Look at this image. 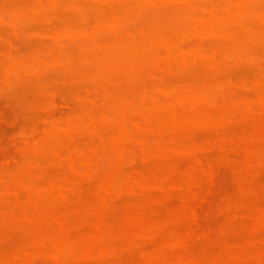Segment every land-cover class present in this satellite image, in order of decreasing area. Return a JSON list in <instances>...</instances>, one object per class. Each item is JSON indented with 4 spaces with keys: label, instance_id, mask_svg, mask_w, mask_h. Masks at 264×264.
Wrapping results in <instances>:
<instances>
[{
    "label": "rangeland",
    "instance_id": "1",
    "mask_svg": "<svg viewBox=\"0 0 264 264\" xmlns=\"http://www.w3.org/2000/svg\"><path fill=\"white\" fill-rule=\"evenodd\" d=\"M39 1L40 4L42 3L41 5ZM106 1L113 4L112 8L115 9L113 11L116 14L127 15L124 26L118 35H125V42L133 40L131 43H134L135 37L126 35V29L129 30L130 26H134V29L137 30L149 27L148 25L159 18L161 12L165 11L168 14L172 9L171 4L168 3L160 4L153 10L148 7L137 8L138 0ZM106 1H102V5ZM126 1L129 2L127 7L125 6ZM214 1L218 2L219 0ZM124 2H126L125 5ZM35 3H38V6H35ZM100 6L99 0H0V155L1 151L9 153V155L7 152L2 153L7 155L4 154L6 156L4 158L9 156L7 160L1 158L2 161H8L7 163L11 167L7 172L5 171V179L10 175H15L18 179L26 182V184L21 182L23 187L25 185L23 189L19 186L18 189L13 187L14 190L16 189L15 192L19 188L22 191L20 197L17 195L19 199L17 202L9 201V195H6L7 198H2V201L0 200V264H23L20 263L21 260H17L18 262L15 260L18 255H14L15 259L12 256V252L17 248H25V250L19 251L21 255L28 250H34L32 253L40 252V256L30 264H58L60 260H62V264H84L83 260L86 261L83 259L84 255L87 258L88 253H91L88 249L93 242L94 232L97 231H95V224L98 222L96 216L98 196L100 193L101 196H104L105 192H108L105 191L102 194L101 190L103 191L104 188L101 189V185L107 181H104L106 170L111 171L109 168L118 160L121 153L124 154L121 156L127 157V162L125 161L126 164L124 163L121 172L115 163L114 169L118 170L119 176L112 186L115 189L114 192L121 193V197L117 198L119 196L117 194L112 203H109V208H105L107 211L103 210L105 213L102 216V222L104 221L105 227L103 232H100L102 234L99 238L94 241L99 254L97 256V253L93 251L92 257L96 256L95 260L91 258L93 261L89 262L90 264H145L146 261L148 264H212L211 259L215 250L212 252L211 249L215 247L219 249L221 245L222 250L224 243H228V247L224 251L222 250L224 252L223 259L221 258L222 261H218L219 263L216 264H264V110L259 111L257 108L258 111L253 110L252 114L248 113L246 116L244 103L249 97L254 102V106H250L255 107L258 96L262 95L264 98V20L263 18L262 20L258 19L259 17L255 15V18H258H250L251 21L248 17L246 19L244 13L248 7L255 11H264V0H234V24L228 21L226 10H220L215 20L217 30L222 35L221 37L224 36L222 33H228V36L231 34V39L224 41L217 36L210 37L208 39L211 42L210 45H203L202 50L207 55L202 53L204 57L201 56L203 60L214 58L216 62H221L218 63L217 68L214 66L215 69L211 67L212 64L206 61L203 63L202 58H196L197 61L191 60L187 63L178 62L179 56L176 57L178 61H172L171 67H167L165 66L166 60L164 61V51L159 46L149 51V62L146 63L144 69L147 71H143L146 74L141 77L133 76L132 64L121 59L118 60L115 52L111 57L113 59H110L109 62L97 63L95 61L96 63L89 64L87 69L90 71V75L85 77L83 70L86 69H83L85 65H83L84 61L82 62L83 52L80 48V44L85 38L78 32L85 29V26H90L89 23L92 20L94 22L95 17L99 15L97 12H100ZM171 11L173 12V10ZM44 16L47 19L50 18V22ZM168 16L170 15L168 14ZM171 17L173 16L171 15ZM171 17L168 18L171 19ZM186 18H181L183 20V22L180 21L181 23L176 18L175 24L178 27L175 24L174 27L179 29L178 33L183 32L187 28L186 26L191 25L192 20L188 18L189 21ZM169 19L165 18V20ZM245 19L247 22L250 21L248 22L251 24V27L248 24L250 30L247 29L248 27L246 28L248 25H245L247 24ZM170 22L173 24L172 21ZM87 23L88 25H86ZM167 23L169 21L165 23V29H168ZM65 28L72 29L74 32L72 40L63 34ZM169 28L171 29V27ZM173 28L171 30H174ZM171 30L165 31L172 32ZM53 31L61 35H59V40H61L59 42L64 41L61 45H56L55 50H53L55 44H52L54 46L52 47L50 43H53L52 39L47 37ZM112 38L113 35L105 30L90 39L91 42L101 40V44H103L104 39V41H109ZM10 40H15V42ZM18 41L20 45H17L12 51H16L18 48L17 56L22 58L23 63L18 66V75L14 79L12 78V82L4 84V78H8L4 75L5 65L9 66L8 56L13 49L9 43L12 42L10 45L13 46ZM55 41L58 40L55 39L54 43ZM213 41H218V43L215 42L216 45H211ZM111 46L112 44L109 47ZM105 50H108L107 46ZM93 51L96 50L93 48L87 56H93ZM54 52L56 55V52H60L61 57L64 55L62 58L60 57L63 59V63L52 64L56 56ZM41 63L47 65L41 68L39 73L26 67ZM65 64L72 65L68 68L64 67ZM150 70L153 72L147 73ZM207 77H210L207 81L216 80L217 87H212L208 91L203 89L200 84H203L202 79L206 81ZM108 79L111 80V82L109 81L111 85L105 84ZM257 82L259 83L256 87ZM165 83L169 84L168 98L175 97L185 89L195 92L192 94L188 92L191 96L187 94V103L185 100L184 107L176 106L183 98L179 99L180 102L179 100L175 101L178 98L176 96L171 101L157 93L160 97L158 100V95L154 94L158 101V104L155 103L154 109H150L149 112L146 110V113L137 115L138 117L135 118L131 116L133 120L139 119L140 129L131 139L125 140L121 145L107 144L108 146L103 150L99 148L97 153L103 151L102 157L104 154L105 158L103 157L104 159L97 163L98 158L96 157L95 162L99 164L98 168L96 170L94 168L95 171H92L91 176H85L88 179L85 178L84 172L82 173V157L87 152L88 145L90 147V145H97L100 142L101 131L103 132L101 135H104L102 138L106 142L114 141L111 139L117 134L116 118L119 113L118 100L120 96L125 92L131 94L135 100L132 98L134 103L133 101L131 103L137 107L139 101L136 97L140 90L143 92V89H146L152 92L157 85ZM199 87L205 90L204 94L201 92L202 96L197 95L200 92L197 90L201 89ZM103 93H106L105 97ZM124 95L121 99L124 98ZM86 97L92 99V101L89 100L92 103H88L89 113L95 116L103 114L109 119L112 118L111 121L106 123L107 118L106 124H102L100 121L91 123L88 125V132L85 131L84 124L76 125L72 128L71 139H68V136L65 138L64 134L59 131L53 137L50 136V140L47 143L44 142L45 144H39L38 141V145H36L38 148L32 145L30 148L24 147L17 143L26 134H40L46 130L45 127H48L51 120L49 112H47L48 109L47 111L45 109L47 102L54 100L58 103L57 118L61 119L62 123L66 121V118H60L59 115L66 116L69 113H72V118L77 122L80 117L84 116L82 107L87 101H85ZM191 97H193L192 101ZM104 100L110 103L105 105L106 101L104 102ZM177 102L179 103L177 104ZM225 106L231 108L229 115L228 112L227 115H224L225 111L222 107ZM174 109L177 110V113H174ZM174 114L178 115V123L172 119ZM205 117L208 120L209 117L214 120H225V125L223 124V128H225L215 130V125H212L214 129L209 127L204 121ZM130 120L129 118L128 123H132ZM184 128L190 129L185 131ZM40 135L38 136L40 137ZM231 137L234 138V145L228 147L229 149L234 147V150L231 149L234 154H230L234 158L229 157L230 159L228 158L226 161L224 157L225 162L222 160L224 163L219 166V160H221L219 143L222 138L225 140ZM105 144L103 146H106ZM209 146H211L210 150L208 153L206 151V155L204 154L205 166L194 165L193 162L196 158L194 156L199 153L201 148ZM225 147L228 149L227 146ZM248 147L254 149L257 154L256 159L252 156L255 161H252L254 172L252 171L251 174H248L247 171L253 170H250L252 167H249L252 163L249 162L251 164L248 165L245 160L248 159L245 158ZM68 150L72 151L69 154L72 156L66 155L72 158L75 166L71 168V172L68 169L70 165L65 166V163L71 159L68 161L64 158L65 156L59 157L60 153H68ZM143 153L149 155L150 158L146 156L150 160L143 161ZM229 153L231 152L229 151ZM223 154L226 155V153ZM97 156L101 157V154L99 153ZM31 159L35 164L31 162L33 168H28V170H33L32 172L29 170L30 175L27 173V169L26 177H22L19 171L13 174L18 166L21 169L26 167H23L24 165L20 167V163H27ZM5 161L2 165H5ZM95 162H93L94 165ZM7 163L6 165H8ZM93 164L92 166H94ZM24 171L25 169L22 174H25ZM39 172L41 173L39 174ZM212 173L218 175L212 203L210 202L211 206H206L205 211H202V221L196 228L197 224H195L194 218H191L193 216L192 209L197 208L202 198L210 192ZM134 178L141 183H139L142 185L140 189ZM18 179L14 180L19 181ZM51 179L58 181L54 190L48 186ZM170 181L175 182L173 187L171 183L169 184ZM5 182L7 180L0 181V184ZM156 182L160 183L162 188L157 187ZM9 183H12L11 180ZM190 184L191 186L195 184L193 191L196 193L191 190L192 187L188 188ZM132 185L139 186L138 192L135 193L136 189L134 190L135 194L129 190ZM4 188L1 189L4 190ZM30 190H32L31 194ZM63 190L70 193V198L67 197L65 200L66 205L60 195ZM7 192L4 193L8 194ZM11 192L13 193V191ZM188 192L192 195L189 198L187 197ZM101 196L100 199H102ZM12 198H15L14 195L10 197V200ZM184 201H188V205L185 202L186 207H183ZM84 204L87 207H83ZM191 206L194 207L191 209ZM190 209L191 211H189ZM67 210H71L72 218L68 222V217L64 223L63 218L66 217ZM103 212L101 211L102 214ZM255 225L256 229L252 230ZM195 228L208 235L198 237L194 247L192 246L193 241L189 242V245L192 243L191 247H188L187 243H185L187 247H184V237L190 236L192 233L190 230ZM250 228L256 235L252 245H250L251 242L246 244V238L248 237L250 240L248 236ZM188 232H191L190 235ZM193 232L195 233V231ZM200 234L202 233H199L198 236ZM165 239L171 240V242L169 241L170 245L166 244L169 245L166 247L164 244L165 248L162 249V253L159 252L160 255H153V258L150 256L151 260L144 261L146 255L157 252ZM182 240L183 244L181 245ZM209 249L211 252H207ZM219 252L218 254H220ZM17 253L15 251L14 254ZM28 253L31 252L26 254L28 255ZM32 253L31 255H33ZM107 254H109L108 260L103 261ZM20 256L19 258H21ZM221 256L218 255L219 260Z\"/></svg>",
    "mask_w": 264,
    "mask_h": 264
},
{
    "label": "bare ground",
    "instance_id": "2",
    "mask_svg": "<svg viewBox=\"0 0 264 264\" xmlns=\"http://www.w3.org/2000/svg\"><path fill=\"white\" fill-rule=\"evenodd\" d=\"M102 1H106V0H102ZM102 1L101 0H99V2H100V4H101V6L99 7V9H100V12H97V13H99V15L98 16H96L95 17V19H94V22H93V20H92V22L91 23H89V24H91L90 26H85L86 28L85 29H82L80 32H78L79 34H81L82 36H83V38H85L81 43L82 44H80V48H81V51L84 53V52H86V53H82V55H81V58H82V62H83V65H85V67L83 68V69H86V70H83V72H84V76L85 77H88L89 75H90V71L87 69V67H88V65L89 64H91V63H104V61L105 62H109V60L111 59H113V58H111V57H113V55H114V52H115V55H117L118 56V58L117 57H114V58H117L118 60L119 59H121L122 61H125V62H129V63H131L132 64V68H133V76H136V77H141V76H143L144 74H146V73H144L145 71H147V70H144L145 69V65H147L148 64V62H149V56H148V53H149V51L150 50H152V49H155V48H157V47H159V46H161V48L163 49V51H164V53L163 54H165L164 55V61L166 60V62H165V66H167V67H171V64L174 62V61H178V60H176V59H178V58H176L177 56H179L180 57V59H179V61L178 62H181V63H187V62H189V61H191V60H194V61H197L196 60V58H199V59H201L202 57H204V55L202 54V53H204V54H206L205 52H203L202 50H203V48H204V46L203 45H210V43L211 42H209L208 41V39L210 38V37H212V36H217L219 39H223L224 41H229L230 39H231V34H230V36H228L229 34L228 33H222V34H224V36L223 37H221L222 35H220V33H219V31L217 30V27H216V18H217V16L219 15V12H220V10H226V12L228 13V21L229 22H232L233 24H234V0H219L218 2H216V1H214V0H138L137 1V3H136V6H137V8H141V7H148L149 9H153V10H155V8H157L160 4H163V3H168V4H171V10H173V12L170 10V12L171 13H169L168 11V14L170 15V16H168V14L165 12V11H163V12H161L160 14H159V18L158 19H156V20H154V22H152V24L151 25H148L149 27H142L141 29H134V26H130V28H129V30H127L126 29V32L127 33H125L126 35H128V36H133V37H135V39H134V43H131V42H133V40L132 41H126L125 42V38H126V36L124 35V36H119L118 34H119V32H120V30L122 29V26H124V23H125V21H126V17H127V15L126 14H116L114 11H115V9L114 8H112V5L113 4H111L109 1H106V2H103V5H102ZM111 1V0H110ZM127 2V4L125 5V3ZM126 2H124V5L127 7V5H128V1H126ZM106 3V4H105ZM114 3V2H113ZM36 5L35 6H38V3H35ZM39 4H40V1H39ZM42 4V3H41ZM40 4V5H41ZM105 4V5H104ZM40 5H39V7H40ZM115 7V6H114ZM129 7V6H128ZM38 8V7H37ZM113 9H114V11H113ZM178 11H179V13H180V15H178L179 13H178ZM257 11V12H256ZM252 10L250 7H248V9L246 10V12H244L245 13V17H246V19H247V17L250 19V18H255V15L256 16H258V17H256V18H258V19H261L262 20V18H263V20H264V11L263 10ZM152 12H154V11H152ZM164 13V14H163ZM176 13H177V16L175 17V15H176ZM161 15H163V16H161ZM165 15H167V16H165ZM171 15L173 16V17H171ZM184 16V17H181V18H186V17H188L190 20H192V23H191V25H189V26H186L187 28H185V30L183 31V32H180V33H178L179 32V29L177 28L178 26H177V24H175L176 22L175 21H181L182 19L180 18V16ZM252 16V17H249V16ZM178 16H179V18H178ZM47 17V16H46ZM49 17V16H48ZM167 18V19H169L168 17H171V19H169V20H165V18ZM44 18H45V16H44ZM43 18V19H44ZM172 18H174V20H172ZM176 18H177V20H176ZM188 18H186V20L188 19ZM253 18V19H254ZM255 18V19H256ZM45 19H47V18H45ZM44 19V21H46L47 22V20H49L50 18H48L47 20H45ZM160 19H163V20H165L164 22L166 23V22H168L169 21V23H171L170 21H172L173 22V24L171 23V24H169V23H167L166 25L168 26V29H169V31L174 27V24L177 26H175L176 28H177V32H176V30H175V27L173 28L174 30H171L172 32H166L165 30H168V29H165L164 28V26H165V23L163 22L162 23V21L163 20H160ZM188 19V20H189ZM245 19V21L247 22V20ZM257 19V20H258ZM158 20V21H157ZM189 20V21H190ZM251 20V19H250ZM188 21V22H189ZM245 21H244V23H245ZM252 21V20H251ZM49 22H50V20H49ZM178 22V23H179ZM182 22H183V20H182ZM248 22H250V21H248ZM247 22V24H245V25H248V24H250V23H248ZM151 23V22H150ZM158 23V24H157ZM161 23V24H160ZM181 23V22H180ZM86 25H88V23L86 24ZM162 28H161V27ZM173 26V27H172ZM133 27V28H132ZM159 27V28H158ZM169 27H171V29L169 28ZM248 27V28H247ZM250 27H251V24H250ZM132 28V29H131ZM246 28L248 29V30H250V28H249V25L248 26H246ZM147 29V30H146ZM162 29V30H161ZM164 29V30H163ZM107 31L108 30V33H110L111 35H113V40L112 39H110L109 41L110 42H112V43H110L108 40H106V41H104L103 40V44H101L102 42H101V40H98L99 42H95L94 40V42L92 41L91 42V39H92V37L95 35V34H97V33H100V32H102V31ZM146 30V31H145ZM16 32H17V30H15ZM15 31H14V33H15ZM147 31H149V32H147ZM160 31H162V32H160ZM175 31V32H174ZM66 32V33H65ZM73 31H72V29H67V28H65L64 29V32H63V34L65 35V36H67L70 40H72V35H73ZM148 33V34H147ZM152 35H151V34ZM177 33V34H176ZM219 33V34H218ZM248 33H250V32H248ZM145 34H146V36H145ZM149 34H150V36H149ZM228 34V35H227ZM60 34H58L57 32H55V31H53V32H51V33H49V36H47L48 38H51L52 39V41H53V43L52 42H50L51 43V45L53 44H55V47L52 45V47H54V49L53 50H55L56 49V47L57 46H59V45H61L62 44V42H64L63 40H62V42H59V41H61V40H59V38H60V36H59ZM119 36V37H118ZM220 36V37H219ZM252 36V35H251ZM250 36V37H251ZM124 37V38H123ZM227 37V38H226ZM67 38V39H68ZM91 38V39H90ZM115 38V39H114ZM121 38V40L120 41H122V42H120L119 41V39ZM123 38V39H122ZM58 40V41H55V43H54V40ZM68 39V40H69ZM141 40V41H140ZM10 41H14L15 42V40H10ZM51 41V40H50ZM90 41V42H89ZM113 41H115V42H113ZM209 42V44H206V43H208ZM117 42H120L119 44L117 43ZM216 41H213L212 42V44L211 45H216V43H218V41L215 43ZM12 43V42H11ZM11 43H9V46L10 47H12L13 49H11V51L12 50H14V48H16L17 47V45L19 46L20 44H18L19 43V41L18 42H16V44H14L13 46H11L10 44ZM93 43H94V46H96V47H94L93 46ZM96 43V44H95ZM98 43V44H97ZM109 43V44H108ZM114 43H115V45H114ZM117 43V44H116ZM122 43V44H121ZM124 43V44H123ZM205 43V44H204ZM104 44H107V45H104ZM112 44V46L111 47H109L110 45ZM16 45V46H15ZM57 45V46H56ZM93 47H92V46ZM104 45V46H103ZM82 46V47H81ZM91 46V47H90ZM106 46H107V51L105 50V48H106ZM121 46V47H120ZM90 47V48H89ZM94 48V50H96L95 52H94V54H93V56H87V55H89V53L92 51V49ZM96 48V49H95ZM99 48H101V49H99ZM112 48V49H111ZM18 49V48H17ZM17 49H16V51H12L11 53H10V55L8 56V64H9V66H7V65H5V69L7 70V73H6V70H5V72H4V75H5V77L7 78V79H5L4 78V84H10L11 82H12V80L14 79V77L15 76H17L18 75V72H17V70H18V66L19 65H21L22 63H23V60H22V58H20L19 56H17L18 55V52H17ZM89 49H91V50H89ZM116 49V50H115ZM134 49V50H133ZM103 50V51H102ZM89 51V52H88ZM99 51H101L100 53H98ZM105 51V52H104ZM135 51V52H134ZM9 52V51H8ZM57 53V55L59 56H57L56 54H55V52H54V54L56 55L55 56V59L52 61V64H58V63H63V59H61L64 55H62V57H61V55H60V52L58 53V52H56ZM103 53V54H102ZM61 54H63V53H61ZM101 54V55H100ZM113 54V55H112ZM207 55V54H206ZM205 55V56H206ZM96 56V57H95ZM99 56V57H98ZM137 56V57H136ZM202 56V57H201ZM57 57V58H56ZM61 57V58H60ZM93 57H95V58H93ZM93 58V59H92ZM59 59H61V60H59ZM175 59V60H174ZM212 60V61H210V60ZM209 59H204L203 60V58H202V60L204 61L203 63H206V62H208V63H210V64H212L211 65V67L213 68L214 66L217 68L218 66H219V64L218 63H221V62H219V61H217L216 62V60L214 59V58H209ZM60 61V62H59ZM96 61V62H95ZM168 61V62H167ZM171 61V62H170ZM173 61V62H172ZM206 61V62H205ZM170 62V63H169ZM147 63V64H146ZM30 64V63H29ZM135 64H136V66H135ZM166 64H168V65H166ZM215 64V65H214ZM45 65H47V64H44V63H41V64H37V65H27L26 67H28V69L29 70H32V71H34V72H36V73H39V72H41V68H43ZM72 65V64H71ZM70 64L68 65V64H65L64 65V67H70L71 66ZM142 65V66H141ZM144 65V66H143ZM170 65V66H169ZM217 65V66H216ZM6 67H8V68H6ZM215 67H214V69H215ZM143 68V69H142ZM140 69V70H139ZM144 71V72H143ZM153 72V70H150L149 72H147V73H152ZM6 73V74H5ZM135 74V75H134ZM13 78V79H12ZM210 78V77H209ZM208 77L206 78V81H205V79H202L201 81L203 82V84H200V85H202L201 87L203 88V89H205L206 91H208V90H210V89H212V87L214 88V87H217V83H215V81L213 80V81H207V79H209ZM8 82H7V81ZM111 80H107L106 82H105V84L107 85H111ZM205 81V82H204ZM6 82V83H5ZM199 83V82H198ZM201 83V82H200ZM258 83L259 82H257L256 83V87H257V85H258ZM199 85V84H198ZM216 85V86H215ZM201 87H199V88H201ZM198 89L197 91H200L199 93H197V95H199V96H202L203 94H204V91L205 90H203V89ZM141 91V92H140ZM139 91V93L137 94V97H136V99H137V101H139V106H137V107H135V106H133V103H134V97L131 95V94H129V93H126V95H128V96H126V95H124V98L123 99H121L122 97H123V95H121L120 96V99L118 100V104L120 105L119 106V110H118V112L119 113H117V124H118V129L116 130V132H117V134H115V137L114 138H112L111 140H113L114 139V141H110V140H108L107 142L105 141V139H103L102 138V136H104V135H101V134H103V132L101 131L100 132V134H99V138H100V142L97 144L98 145V147H97V145L95 144V145H90V147H89V145H88V147H87V152L86 153H84L85 155H83V157H82V166H83V168H82V173H83V176L85 177L86 175H87V177H89V176H91L93 173H92V171H95L97 168H98V166H99V164H97V163H99L100 161H101V159H104L105 157V155L103 154V157H102V152L103 151H101V150H103L104 148H106L109 144H112V145H121L125 140H129V139H131L132 137H133V135L140 129V124H139V119L138 118H136V119H132L133 117L135 118V117H138L139 115H141V114H144V112L146 113V110H147V112H149L150 111V109H154L155 108V105L156 104H158V101H156V99H157V97H158V100H160V97H159V94L160 95H162V96H164V97H166V98H168V93H169V84L167 85V83H165V84H160V85H157V87H155L154 88V90L152 91V92H150L151 90H144L143 89V92H142V90H140ZM155 91V92H154ZM157 91V92H156ZM154 92V93H153ZM192 94V93H194V92H192V91H187L186 89L184 90V91H180L179 93H178V95H175V97L174 96H172V97H169L168 98V100H171V101H173L172 99H174V98H176V96L178 97V98H176L175 99V101H178L179 99H182V101L181 100H179V102L181 101L182 102V106H181V102L179 103V102H177V104L179 105H176L177 107H184V105H185V103H187V99H186V96H187V94L189 95V96H191L190 94ZM203 94H202V93ZM154 95H156L157 93H159V94H157L158 96L156 97L155 95L153 96L152 94ZM105 94L106 93H103V96L105 97ZM183 94V95H182ZM185 94V95H184ZM140 95H141V97H140ZM182 97H181V96ZM130 96V97H129ZM132 96V97H131ZM139 96V97H138ZM195 96H196V94H195ZM174 97V98H173ZM180 97V98H179ZM259 98H258V101L257 102H255V104H256V106L255 107H251L250 105H253L254 104V102L252 101V100H250V98L248 97L246 100H245V110H246V116H248L247 114L249 113H253V110H257V108H258V110L259 111H263L264 109H262L263 107H264V98L262 97V95H260V96H258ZM132 98H133V100H132ZM193 97H191V101L193 100L192 99ZM152 99V100H151ZM88 102H87V101ZM89 100L90 101H92V99L90 98V97H86V99H85V101H86V103H84L83 104V107H82V109H83V111H84V116L83 117H80V119L77 121V122H75V120L72 118V113H69V114H67L66 116H62V115H59L60 116V118H66L65 120V122L64 123H62L60 120L61 119H58L57 118V114H58V112H57V108H58V103L56 102V101H54V100H51L49 103L47 102L46 103V105H45V109H46V111H47V109H48V111L47 112H49L48 114L50 115V117H51V120L49 121V123H48V127H45L46 128V130L45 131H43V133H40V134H38V133H36V134H26L25 136H24V138H22L21 140H18V144H20V146L22 145V146H24V147H29L30 148V146L32 145V146H34V147H36V148H38L36 145H38V141H39V144H43L44 142L45 143H47L49 140H50V138L51 137H53L54 136V134L55 133H58L59 131H60V133L61 134H64L63 136H65V138L68 136V139H71L72 137H70L72 134H71V132H72V128L74 127V126H76V125H79V124H84L85 125V131H87L88 132V130H89V126L88 125H90L91 123H96V122H99L100 121V123H102V124H106V123H108V121H111L110 119H112V118H110L109 119V117H107V116H105V115H92L91 113H89V109H87L88 108V103H92V102H89ZM107 100H108V98H107ZM107 100H104V102H105V105H107V104H109L110 102L108 101V103H107ZM184 100V101H183ZM185 100H186V102H185ZM189 100V99H188ZM250 100V102H249V105H248V101ZM260 100V101H259ZM133 101V103H131ZM144 101V102H143ZM147 101V102H146ZM149 101V102H148ZM121 104H120V103ZM123 102V103H122ZM144 104H143V103ZM185 102V103H184ZM259 102V103H258ZM107 103V104H106ZM142 103V104H141ZM146 103H148V104H146ZM151 103V104H150ZM156 103V104H155ZM260 104L259 105V107H257L258 106V104ZM154 104V105H153ZM247 104V105H246ZM122 105V106H121ZM146 107H145V106ZM254 106V105H253ZM148 107V108H147ZM262 107V108H261ZM139 108V109H138ZM143 108H145V109H143ZM147 108V109H146ZM222 108H224V111L226 112H224V115H227V112H228V115H229V113H230V111H231V108L230 107H227L226 108V106L225 107H222ZM248 108V109H247ZM85 109V110H84ZM132 109V110H131ZM134 109V110H133ZM135 109H138V110H135ZM226 109H227V111H226ZM88 112H87V111ZM139 110H142V111H139ZM176 109H174V113H177V110L175 111ZM247 110H249V111H247ZM251 110V111H250ZM257 110V111H258ZM135 111H136V113H135ZM139 112V113H138ZM133 113H134V115H133ZM136 114V115H135ZM138 115V116H137ZM131 116H132V118H131ZM174 117L172 118V119H174V122L175 123H178V121H179V119H178V115L177 114H174L173 115ZM252 116V115H251ZM50 117H49V119H50ZM108 118V120H106ZM129 118L131 119L130 121L132 122V123H128V121H129ZM249 118H251V117H249ZM248 118V119H249ZM53 119V120H52ZM175 119H176V121H175ZM107 122H106V121ZM210 120H211V122H210ZM102 121V122H101ZM204 121L206 122V124H208V126L209 127H211V128H213V126H214V128H215V130H217L218 128V130H222V128H223V126L225 125V120H223V119H219V120H214V119H212V118H210L209 117V120H208V118L207 117H205V119H204ZM221 121V122H220ZM106 122V123H105ZM218 122V123H217ZM224 122V123H223ZM110 123V122H109ZM211 123V124H210ZM132 124V125H131ZM221 124V125H220ZM224 124V125H223ZM213 125V126H212ZM221 127V128H220ZM213 128V129H214ZM225 128V127H224ZM223 128V129H224ZM189 129L190 128H184V130L185 131H189ZM40 135V137L38 136V135ZM44 134V135H43ZM88 134V133H87ZM43 135V136H42ZM51 136V137H50ZM87 136H89V135H87ZM39 137V138H38ZM42 140H41V139ZM49 138V139H48ZM230 139H232V137L231 138H229V139H225V140H223V138H222V140L220 141V143H219V147H220V151H221V156H220V159L221 160H219V166H221V165H223V163L225 162V160L227 161V159L230 157V158H234L233 156H231L230 154H234V151L232 152V150H234V147H232V148H230L229 149V147L228 146H232V144L234 145V138L232 139V140H230ZM110 141V142H109ZM102 142H103V144H102ZM112 142V143H111ZM229 142V143H228ZM232 142V143H231ZM44 143V144H45ZM106 143V144H105ZM228 143V144H227ZM106 145V146H103V145ZM108 144V145H107ZM94 146H96V148H93ZM225 146H227L228 147V149L225 147ZM211 146H209V147H207V148H201L200 150H199V153L197 154V155H195L194 156V158L196 159H194V162H193V164L195 165H197V164H200V166L199 167H201V166H205V164H206V162L204 161V159H205V155H206V151H207V153H208V150H210L209 148H210ZM223 147H225L226 149H227V151L225 150V148H223ZM101 149V150H99V151H101V152H98L97 153V151H98V149ZM221 148H222V150H221ZM232 149V150H231ZM248 150V151H247ZM247 153L245 152V158H248V159H245L247 162V164L248 165H250L251 163H252V161L254 160L255 161V159H256V155L257 154H255L256 153V151L254 150V149H252V148H250V147H248L247 148ZM250 150V151H249ZM91 151V152H90ZM229 151L231 152V153H229ZM3 152H7V151H3ZM2 151H1V155H0V178L2 177V175H3V177H2V179H0V181H2V182H4V181H6L7 180V182H5V183H2V184H0V186H2L1 188H4L5 186L7 187V183H8V189L7 188H4V190L3 189H1L0 188V196H1V198H0V200L2 201V198L4 199V198H7L6 197V195H9V197H8V200L9 201H12V202H17L19 199H18V197H17V195H19V197H20V194H21V188L23 189L24 187H25V185H24V187H23V184L22 183H24L25 181L24 180H20V179H18L17 177H15V175L13 176V175H10L8 178H6L5 179V177H6V172L8 171V169H10L11 167H10V165L5 161V160H7V158L9 157H7V158H4V156L6 155L5 153V155L4 154H2L3 153ZM68 153H60L59 154V157L61 156H65L64 158L66 159V160H70L69 162H66L65 163V166L67 165V167H68V169H69V172H71L72 171V169L71 168H74L75 166L73 165V161H72V158H70L69 156H72V154L71 155H69L70 153H72V151L71 150H68L67 151ZM251 152H253V153H251ZM88 153V154H87ZM91 153V154H90ZM99 153L101 154V157L100 156H97V155H99ZM223 153H226V155L225 154H223ZM227 153H229V154H227ZM7 154L9 155V153L7 152ZM65 154V155H64ZM66 154H68L69 156L67 157V155ZM205 154V155H204ZM254 154V155H253ZM2 155H3V157H2ZM96 155V156H95ZM121 155H124V154H120L119 155V158H118V160L115 162L116 163V165L119 167L118 169H120L119 170V172H121V170H122V168L124 167V163H125V161H126V159H127V157H125V156H121ZM147 154H145V153H143L142 154V160L143 161H148V160H150L149 158V155H147ZM225 155V156H224ZM227 155H228V157H227ZM230 155V156H229ZM7 156V155H6ZM5 156V157H6ZM95 156V157H94ZM252 156H254V158H252ZM60 157V158H61ZM96 157L98 158V159H100V160H96ZM100 157V158H99ZM144 157V158H143ZM148 159H147V158ZM204 157V158H203ZM222 157H223V159H222ZM224 157H225V160H224ZM1 158H3V159H5V160H3V161H5L8 165H6V163H5V165L3 164L2 165V163H3V161H2V159ZM229 158V159H230ZM146 159V160H145ZM203 159V160H202ZM95 160H96V162H95ZM222 160L224 161V162H222ZM32 161H34L33 159H31V160H29L27 163H25V162H22V163H20L21 165H20V167L21 166H23V167H25L24 169H25V171H24V173L25 172H27V170H28V168H30L31 167V169L33 168V165H32V163L33 164H35V162H32ZM204 161V162H203ZM253 161V162H254ZM32 162V163H31ZM93 162H95V165L97 166H95L94 164H93ZM127 162V161H126ZM249 162H251L250 164H249ZM24 163V164H23ZM68 163V164H67ZM115 163L109 168L111 171H109V170H106V175H105V179H104V181L105 180H107V181H105L102 185H101V189H102V187L104 188L103 189V191L101 190V192H103L102 194H104V192L105 191H108V192H105L106 194H104V196H101V193H100V196H101V198L102 199H100L99 197L100 196H98V200H97V203H98V201H99V206H98V204H97V207H96V216H97V224H95L96 225V227H95V231L96 232H94V234H95V236L93 235V242H92V244H90L91 246L89 247L90 249H88V251H91V253L89 254L88 253V251H86V253H88V257L86 258L85 257V255H84V258L83 259H86V261L85 260H83V263L84 264H90V263H92L91 261H93V260H95V256H93L92 257V255H93V251H95L94 253H97V256H98V252H97V248H96V244H94L95 242L94 241H96L98 238H99V236H100V234H102V233H100V232H103V229H104V227H105V223L103 224V222H102V216L104 215V213L107 211V210H105V208L107 209V207L108 206H110L109 205V203H112V200H114V198H115V196L118 194L119 196L117 197V198H119V197H121V193L119 192V193H116V192H114L115 191V189H114V187H112L115 183H114V181L117 179V176H119V172H118V170H115L114 168H115ZM119 163V164H118ZM26 164V165H25ZM29 164V165H28ZM92 164L94 165V166H92ZM126 164V163H125ZM203 164V165H202ZM73 165V166H72ZM115 165V166H114ZM252 165H253V163L249 166V167H252ZM218 167V166H217ZM18 168H19V166H18ZM18 168L15 170V171H13V174H15V173H18V171L19 172H21V176L22 177H26V173L25 174H22L23 172V168L21 169V168H19V170H18ZM94 168H95V170H94ZM215 168V167H214ZM27 169V170H26ZM31 169H29V170H31ZM251 169H253V170H251ZM29 170H28V172L27 173H29ZM248 170H249V168H248ZM251 170V171H250ZM250 172H248L247 171V173L248 174H251V173H253L254 172V168L252 167V168H250ZM6 171V172H5ZM17 171V172H16ZM33 170H31V172H32ZM45 171V170H44ZM43 171V172H44ZM109 173H108V172ZM114 171H116V172H114ZM213 172H216V171H214V170H212ZM253 171V172H252ZM4 173V174H3ZM41 172H39V174H40ZM112 173V174H111ZM118 173V174H117ZM31 173H29V175H30ZM91 174V175H90ZM111 174V175H110ZM25 175V176H24ZM28 175V174H27ZM8 176V175H7ZM15 177V178H13L12 179V177ZM217 173H212V188L210 189V192L205 196V197H203L202 198V200L200 201L201 203H200V205H197V208L195 207V208H193L194 206H191V209H192V211H193V216H191V218L194 220V222H196L195 224H197V227L196 228H198V224L199 223H201V221H202V211H205V209L207 208L206 206H208V207H210L211 206V204H210V202L212 203V198H213V194H214V192H215V186H216V181H217ZM87 177H85V178H87ZM5 179V180H4ZM8 179H9V181H8ZM19 180V181H15V180ZM88 179V178H87ZM87 179H86V181H87ZM90 179V178H89ZM109 179V180H108ZM134 179H136V178H134ZM10 180H11V182L12 183H9L10 182ZM13 180H14V182H13ZM53 181V179H51L50 180V184L48 183V186H49V188L51 189V190H54L55 188H56V186H57V182H56V180L54 179V181ZM109 181V182H108ZM138 181V179H136V182ZM17 182V183H16ZM22 182V183H21ZM52 182V183H51ZM134 182H135V180H134ZM135 182V183H136ZM57 183V184H56ZM114 183V184H113ZM135 183H134V185H135ZM138 183V185L140 186H138V185H136V187H134L133 185L132 186H130V188H129V190H130V192L131 191H133L132 193L133 194H135L136 193V191L138 192V187H139V189L141 188V186L142 185H140L141 183L140 182H137ZM136 183V184H137ZM140 183V184H139ZM172 184V187L175 185L173 182H169V184ZM6 184V185H5ZM9 184H10V187H9ZM12 184H15V185H13L12 186ZM24 184H26V182L24 183ZM56 184V185H55ZM158 184V186L157 187H159L160 186V188H162V186L161 185H159L160 183H158V182H156V184L155 185H157ZM51 185V186H50ZM12 186V187H11ZM18 186L19 187H21V188H19V190H17L16 192H15V190H14V188L16 187L17 189H18ZM53 186H55V187H53ZM195 186V184L194 185H192L191 186V184L188 186V188H191V190L193 191V190H195V189H193V188H195L194 187ZM14 187V188H13ZM52 187V188H51ZM132 187V188H131ZM177 187V186H176ZM12 188V189H11ZM54 188V189H53ZM159 188V189H160ZM108 189V190H107ZM131 189H133V190H131ZM136 189V190H135ZM134 190H135V193H134ZM188 190V189H187ZM191 190H189L190 192H191V194H192V191ZM8 191V192H7ZM11 191H13V193L11 192ZM18 191H19V194H17L18 193ZM64 191V192H63ZM62 192H60V195H62L61 197L63 198V203L66 205V203L67 202H65V200L67 199V197H69L70 198V196H69V194L68 193H66L65 192V190H63ZM3 192V194H1ZM4 192H7L8 194H6V193H4ZM10 192V193H9ZM190 192H188V198H189V196H192V195H190ZM193 192H195L196 193V191H193ZM29 193L31 194L32 193V190H30L29 191ZM10 194H12V195H10ZM65 194H67V195H65ZM13 195H14V197L15 198H12L11 200H10V197H13ZM22 196V195H21ZM16 197H17V200H16ZM186 197V198H187ZM65 198V199H64ZM188 198H187V200H188ZM100 199V200H99ZM7 200V199H6ZM186 200V199H185ZM100 201H101V203H100ZM185 202L187 203V205H188V201H184V204H185ZM62 203V204H63ZM184 204H183V207H186L187 205L185 204V206H184ZM83 207H87V205H83ZM103 207V209H101ZM109 208V207H108ZM189 208V207H188ZM205 208V209H204ZM1 209V208H0ZM69 209V208H68ZM191 209L189 210V211H191ZM204 209V210H203ZM100 210V211H99ZM103 210L105 211V212H103ZM101 211L103 212V214L101 213ZM69 212V213H68ZM100 212V213H99ZM177 213H179L178 211H177ZM68 214V215H67ZM72 212H71V210H67L66 211V213H65V215H66V217L64 216V218H63V220H64V223H65V220H68L67 218L69 217V220H68V222L71 220V218H72ZM174 214V213H173ZM191 215V214H190ZM98 216H100V217H98ZM176 216H177V214H176ZM101 219V220H100ZM66 224H67V221H66ZM200 225V224H199ZM254 227V228H253ZM252 227V230L254 229H256L255 227H256V225L255 226H253ZM196 228L195 229H191L190 231L193 233H191V235H190V233L188 232V235H190V236H187V237H184L185 238V240H186V238H187V240L185 241L184 239V244L185 243H187V245H188V247H191V245H192V243H193V247L197 244V241H198V239L200 238V236H202V237H204L203 235H208L206 232H204V234H203V232L201 231V230H199V229H197L196 230ZM200 232H199V231ZM252 230H251V228H250V233L248 234V236L250 237V240L248 239V237L246 238L247 240H246V244L248 243H250L251 242V244L250 245H252V242H253V240H255V236L256 235H254V233H252ZM193 231H195V233L193 232ZM198 231V232H197ZM98 232V233H97ZM196 232H197V234H196ZM199 233H202V234H200L199 236H198V234ZM206 233V234H205ZM252 233V234H251ZM97 234V235H96ZM251 234V235H250ZM151 235V234H150ZM187 235V234H186ZM254 235V236H253ZM253 236V237H252ZM151 237V236H150ZM199 237V238H198ZM252 237V238H251ZM195 239H197V240H195ZM183 240H182V243H181V245L183 244ZM168 241V242H167ZM169 241L171 242V240H169V239H165L162 243L163 244H161L162 246H160V248L157 250V252H154V253H151V254H148V255H146L147 257H145V260L144 261H146V260H151V257L150 256H152V258L154 257V256H158V255H160L162 252V249L163 248H165V245L166 244H169ZM190 241H193L192 243H190V245H189V242ZM150 242H152V241H150ZM166 242V243H165ZM196 242V243H195ZM91 243V242H90ZM165 244V245H164ZM195 244V245H194ZM94 245V246H93ZM170 245V244H169ZM168 245V246H169ZM167 245H166V247H168ZM184 246V245H183ZM221 246V245H220ZM219 246V249H218V247L216 248H214V249H211L212 250V252H213V250H215L214 252H215V256H214V252H213V257H212V259H211V263H212V261H213V263L212 264H216V263H219L220 261H222V257L224 256V250L228 247V243H224V246H222V250H221V247ZM184 247H187L186 246V244H185V246ZM91 248H93L92 250H91ZM22 249V251L23 250H25V248H21ZM20 248H17L15 251L16 252H18L17 254H14L15 253V251H13L12 252V256H13V258L15 257V256H17L18 257V259H17V257H15L14 259L17 261V260H21L20 261V263H23V264H30L31 262L33 263L34 261L33 260H36L37 259V257L38 256H40V252H35V253H32L34 250H31L32 248H29L31 251H29L28 249V251H25V252H23L22 253V255L20 254V250H21ZM97 249V250H96ZM210 250V249H209ZM209 250H207V252H211V250L209 251ZM21 251V252H22ZM216 251H217V253H216ZM220 251V252H219ZM222 251V252H221ZM27 252H31L33 255H31V253H28V255L26 254ZM159 252H161V253H159ZM218 252L220 253V254H218ZM39 253V254H38ZM158 253V254H157ZM21 256H20V255ZM23 254L25 255L26 254V256H23ZM216 254H217V256H216ZM15 255V256H14ZM154 255V256H153ZM218 255L220 256V255H222L221 257H220V260H219V257H218ZM19 256L22 258H19ZM106 256V258H103V261H107L108 260V258L109 257H107V256H109V254H107V255H105ZM36 257V258H35ZM148 257H149V259H148ZM215 257H216V260H215ZM91 258H94L93 260H91ZM218 258V259H217ZM222 258V259H221ZM85 261V262H84ZM219 261V262H218ZM18 262V261H17ZM60 262V264H62L63 262H62V260H60L59 261ZM59 262H58V264H59ZM90 262V263H89ZM149 263L151 262V261H148ZM145 264L147 263V261L146 262H144ZM148 264V263H147Z\"/></svg>",
    "mask_w": 264,
    "mask_h": 264
}]
</instances>
